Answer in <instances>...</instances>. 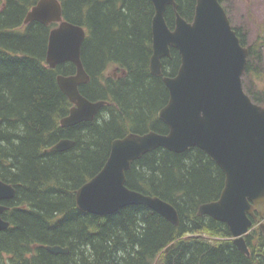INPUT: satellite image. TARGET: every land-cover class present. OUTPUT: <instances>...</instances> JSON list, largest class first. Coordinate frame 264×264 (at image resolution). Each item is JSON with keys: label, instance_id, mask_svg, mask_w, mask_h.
<instances>
[{"label": "trees", "instance_id": "1", "mask_svg": "<svg viewBox=\"0 0 264 264\" xmlns=\"http://www.w3.org/2000/svg\"><path fill=\"white\" fill-rule=\"evenodd\" d=\"M39 1L0 0V179L16 190L15 198L5 202L10 210L3 218L10 227L0 234V264H264L258 221L246 235L248 256L236 247L225 223L198 216L202 204L219 199L226 178L199 147L184 153L158 148L127 173L129 188L176 207L178 226L145 205L108 216L77 208V190L103 169L114 140L131 132L168 131L158 112L168 103L169 91L150 72L155 10L151 0H59L64 19L87 33L82 61L90 81L81 93L108 103L94 121L64 128L61 120L73 104L57 77L75 74L76 67L70 62L48 67L49 35L57 25L24 23ZM176 2L178 13L192 22L197 0ZM166 22L173 30L172 7ZM233 27L249 49L244 90L264 105V88L254 82L264 79L262 48L250 46L242 29ZM180 65L181 56L172 49L163 60L164 76H175ZM63 139L74 141L73 147L52 151ZM59 245L69 254L47 249Z\"/></svg>", "mask_w": 264, "mask_h": 264}, {"label": "water", "instance_id": "2", "mask_svg": "<svg viewBox=\"0 0 264 264\" xmlns=\"http://www.w3.org/2000/svg\"><path fill=\"white\" fill-rule=\"evenodd\" d=\"M151 1L155 13L150 72L162 78L169 91V101L158 113L168 133H129L114 140L103 169L77 190V208L108 216L127 206L145 205L178 226L176 207L157 196L129 188L127 173L135 161L158 148L184 153L199 147L217 163L226 178L219 199L202 204L198 216L225 223L236 247L249 256L245 236L254 221L262 220L259 228L264 238V105L254 103L243 88L249 50L241 44L220 0H197L192 22L178 13L176 0ZM170 7L176 12L173 30L166 22ZM31 22L57 24L49 35L48 67L56 69L67 62L76 67L75 74L57 77L59 88L73 104L61 126L69 128L94 121L108 103L92 102L80 90L90 80L82 61L85 28L64 19L59 0H40L24 21ZM172 49L179 52L181 65L175 76H164L163 60L171 57ZM73 145L74 141L63 139L51 150L64 152ZM15 195L13 185L0 179V234L10 227L3 218L8 208L2 203ZM47 249L56 255L70 252L61 246Z\"/></svg>", "mask_w": 264, "mask_h": 264}, {"label": "rangeland", "instance_id": "3", "mask_svg": "<svg viewBox=\"0 0 264 264\" xmlns=\"http://www.w3.org/2000/svg\"><path fill=\"white\" fill-rule=\"evenodd\" d=\"M223 3L229 11L232 24L242 29L241 32L246 35L248 44L250 46L258 44L262 48L261 68L264 74V0H223ZM260 72L259 68L258 73ZM108 73L114 75L113 71ZM254 82L256 86L264 88V79H256ZM247 84L251 86L249 81Z\"/></svg>", "mask_w": 264, "mask_h": 264}, {"label": "flooded vegetation", "instance_id": "4", "mask_svg": "<svg viewBox=\"0 0 264 264\" xmlns=\"http://www.w3.org/2000/svg\"><path fill=\"white\" fill-rule=\"evenodd\" d=\"M113 72H114V75H113V76L116 77V76H117V73H116L115 71H113ZM89 81H90V80H89ZM89 81H88V83H89ZM88 83H87V84H88ZM84 85H86V84H84ZM82 86H83V85H82ZM82 86H80V88H81ZM88 100H90V99H88ZM90 101H92V100H90ZM92 102H97V101H92ZM166 105H167V104H166ZM166 105H165V106H166ZM162 108H163V107H162ZM162 108H161V109H162ZM161 109H160V110H161ZM160 110H159V111H160ZM158 113H159V112H158ZM158 119H159V118H158ZM149 132H150V131H149ZM131 133H133V132H131ZM157 133H158V132H157ZM167 133H168V131H167ZM128 134H129V133H128ZM160 134H161V133H160ZM164 134H166V133H164ZM6 202H7V201H6ZM2 204L5 205V206H7V205L5 204V202H3ZM7 208H8V209H7L6 211H9L10 208H9L8 206H7ZM6 211H5V212H6ZM5 212H4V213H5ZM3 215H4V214H3Z\"/></svg>", "mask_w": 264, "mask_h": 264}, {"label": "bare ground", "instance_id": "5", "mask_svg": "<svg viewBox=\"0 0 264 264\" xmlns=\"http://www.w3.org/2000/svg\"><path fill=\"white\" fill-rule=\"evenodd\" d=\"M60 246V245H59Z\"/></svg>", "mask_w": 264, "mask_h": 264}]
</instances>
